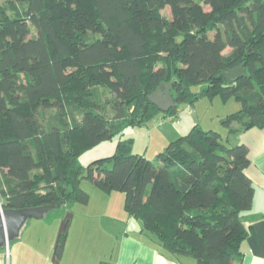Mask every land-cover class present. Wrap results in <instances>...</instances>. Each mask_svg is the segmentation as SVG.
I'll return each mask as SVG.
<instances>
[{
	"label": "trees",
	"instance_id": "trees-1",
	"mask_svg": "<svg viewBox=\"0 0 264 264\" xmlns=\"http://www.w3.org/2000/svg\"><path fill=\"white\" fill-rule=\"evenodd\" d=\"M241 65L246 76L228 84L222 73ZM164 83L167 113L149 101ZM216 97L240 105L222 122L228 135L264 128V0H0L1 209L85 205L87 180L124 194L126 215L177 262L241 264L254 197L245 145L196 125L156 161L132 139L86 168L78 160L126 127L173 122L179 105Z\"/></svg>",
	"mask_w": 264,
	"mask_h": 264
},
{
	"label": "crops",
	"instance_id": "crops-1",
	"mask_svg": "<svg viewBox=\"0 0 264 264\" xmlns=\"http://www.w3.org/2000/svg\"><path fill=\"white\" fill-rule=\"evenodd\" d=\"M235 122L231 129L240 127L239 122ZM156 125L163 124L158 121ZM226 136L233 139L234 144L247 147L250 164L245 174L254 187L252 207L241 216L244 226L252 231L240 245L241 264H264V128L226 133ZM47 213L40 220L27 221L17 239L0 249V264H181L142 233L139 222V233L127 232L130 219L127 215L117 224L109 225L110 229L106 231H110L109 240L95 248L87 228L90 224L84 223L77 230H71L69 222L64 225L61 220L54 230L50 222H46ZM63 228L65 244L57 251Z\"/></svg>",
	"mask_w": 264,
	"mask_h": 264
},
{
	"label": "rangeland",
	"instance_id": "rangeland-1",
	"mask_svg": "<svg viewBox=\"0 0 264 264\" xmlns=\"http://www.w3.org/2000/svg\"><path fill=\"white\" fill-rule=\"evenodd\" d=\"M162 9L163 15L170 19L172 17L170 7L163 6ZM211 35L212 33L209 34V36ZM228 52L229 49L225 51V53ZM204 85L193 87L192 91L200 92ZM103 99L106 106V115L111 116L113 111L112 96L106 93ZM239 109V103L233 98L226 102L220 97L212 100L201 98L194 103L192 108L182 104L177 109L176 121L168 122L167 119L169 117L163 118L160 115L147 126L126 127L120 136H116L110 141L102 142L87 150L80 155L78 160L81 166L86 168L93 162H99L103 158L112 156L119 139H132L133 153L144 154L148 160L156 161L157 155L164 152L170 142L186 135L196 125L203 131H216L221 133L223 138L226 137L227 130L222 125V122L228 117H236ZM159 119L164 121L161 126L156 125L160 121ZM232 124L235 125L236 122L233 121ZM232 140L229 139L228 144L230 146L235 145ZM81 188L89 196L87 204H76L70 209H53L47 213L46 222H50V227L54 230L59 227L61 220L64 225L69 222L71 230H77L84 223L90 224L87 227L89 235H91L90 238L94 242L95 248H98L101 242L105 243L109 240L110 231L106 233L110 229L109 225L117 224L126 216L123 209L124 194L120 192L105 194L87 180L81 182ZM53 216L58 217L52 219ZM30 222L35 221L30 220ZM63 231L64 228L62 234L64 233Z\"/></svg>",
	"mask_w": 264,
	"mask_h": 264
},
{
	"label": "water",
	"instance_id": "water-1",
	"mask_svg": "<svg viewBox=\"0 0 264 264\" xmlns=\"http://www.w3.org/2000/svg\"><path fill=\"white\" fill-rule=\"evenodd\" d=\"M223 77L228 84H233L240 78L246 76L243 65L224 71ZM149 101L161 112L167 113L175 106V102L170 93V84H161L150 96ZM54 209V206H40L36 208H24L18 210H3L0 207V249L7 247L19 236V232L24 224L31 220H40L44 214ZM141 228L136 219L131 217L127 224V232L139 233ZM196 264H202L200 260Z\"/></svg>",
	"mask_w": 264,
	"mask_h": 264
},
{
	"label": "built area",
	"instance_id": "built-area-1",
	"mask_svg": "<svg viewBox=\"0 0 264 264\" xmlns=\"http://www.w3.org/2000/svg\"><path fill=\"white\" fill-rule=\"evenodd\" d=\"M167 121L168 122H171L172 121V118H168ZM159 122H160V124H163L164 123V121H162V120H160Z\"/></svg>",
	"mask_w": 264,
	"mask_h": 264
}]
</instances>
